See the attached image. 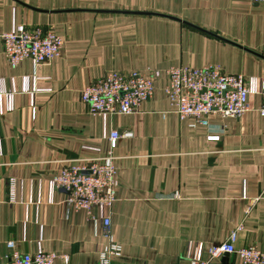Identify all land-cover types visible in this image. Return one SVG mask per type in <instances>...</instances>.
<instances>
[{
  "label": "crops",
  "instance_id": "0c3cea01",
  "mask_svg": "<svg viewBox=\"0 0 264 264\" xmlns=\"http://www.w3.org/2000/svg\"><path fill=\"white\" fill-rule=\"evenodd\" d=\"M15 25L52 30L64 44L38 68L26 59L11 69L0 42V262L12 241L22 253H54L53 264H97L108 212L121 245L110 264L208 261L233 231L235 249H264V3L0 0V35ZM208 65L245 76L255 91L240 119L210 115L205 127L173 111L163 72ZM112 69L159 70L153 98L130 115L90 114L80 92ZM111 130L121 135L116 198L88 219L51 180L72 161L104 156Z\"/></svg>",
  "mask_w": 264,
  "mask_h": 264
},
{
  "label": "built area",
  "instance_id": "2783aa9c",
  "mask_svg": "<svg viewBox=\"0 0 264 264\" xmlns=\"http://www.w3.org/2000/svg\"><path fill=\"white\" fill-rule=\"evenodd\" d=\"M264 3V0H254ZM2 51L8 66L15 69L23 60H30L38 68L57 58L64 40L52 30L15 25L0 35ZM163 91L179 120L191 118L202 126H208V117L240 119L248 110V96L252 91L243 75L228 74L221 67L208 65L201 68L170 67L163 72ZM161 76L159 70L145 73L130 71L123 73L109 70L100 78L85 86L80 92V100L92 115L102 117L130 115L138 106L154 96L155 81ZM257 93L261 97L258 115L264 117V80L259 83ZM126 133L123 136L128 137ZM121 135L111 130L107 135L109 151L92 160H75L54 175L51 185L65 193L64 204L68 209L84 211L88 219H93L92 209L102 213L110 211L118 188L113 151ZM248 210V209H247ZM101 235L107 244L98 255L97 264H110L112 258L121 255V245L110 232V214L101 216ZM236 231L227 240L208 250L209 260L200 261L196 257L190 264H210L224 254L236 255L241 264H264V249L255 246L234 248ZM10 249L7 259L0 264H53L55 254L37 251L22 253L14 243H6Z\"/></svg>",
  "mask_w": 264,
  "mask_h": 264
},
{
  "label": "water",
  "instance_id": "95a60500",
  "mask_svg": "<svg viewBox=\"0 0 264 264\" xmlns=\"http://www.w3.org/2000/svg\"><path fill=\"white\" fill-rule=\"evenodd\" d=\"M227 256H228V254H224V255H223V258H226Z\"/></svg>",
  "mask_w": 264,
  "mask_h": 264
}]
</instances>
